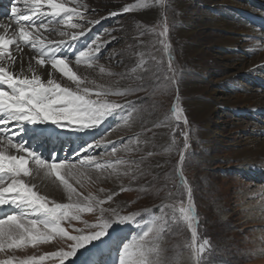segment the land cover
<instances>
[{
  "label": "rangeland",
  "instance_id": "obj_1",
  "mask_svg": "<svg viewBox=\"0 0 264 264\" xmlns=\"http://www.w3.org/2000/svg\"><path fill=\"white\" fill-rule=\"evenodd\" d=\"M179 1L170 0L171 6L167 9L169 26L167 39L171 44L173 66L178 72L176 82L172 84L163 78H155L156 75H160L157 68H166L168 64L167 54L163 52L162 46L156 43L157 37L151 31L152 29L156 32L160 30L158 21L162 18L159 13L157 17L149 21L142 19L140 11L108 17L111 11L126 4L135 3L137 0H83L89 6L88 12L85 13L87 19L99 20L100 23L89 25L91 30L78 41L83 44L91 42L95 34L101 33L97 43L104 46L99 53L98 65L91 69L80 65L76 66V69L82 67L91 70L90 72L93 71L94 76L92 75L91 79L101 84H106L107 80L106 85L114 89L145 86L144 91L131 95L107 97L109 101L117 104H127L131 101L136 110L131 112V116L125 113L123 118L109 117L105 124L96 130L98 132L95 133V138H100L101 131L114 128L106 139L116 142L118 147L132 139L133 142L128 147L134 150L119 151L116 156H102L101 159L115 161L117 158H122L126 161H135L139 163L140 169L147 171L144 175H136V166L133 164L128 175H124L125 166H120V175L110 176L112 182H87L83 187L78 186L77 190L84 194L92 193L100 196L115 191L118 206L112 205L111 207H118L117 210L122 216L139 213L136 219L141 220L150 218V213L159 215V206L163 202H169L168 192L169 190L175 192V186L178 184V179L175 177V166L180 161L178 150L183 145L180 132L185 126L182 121H172L179 124L173 132V129L169 127H153V125L165 121L166 117L171 120L170 110L178 95L180 107L184 110V115L188 120L191 145L182 164V170L193 189V198L200 223L198 232L201 238L207 237L211 242V255L207 253L205 255L212 261V264H225V262L227 264H264V158L258 156L260 158L248 159L244 158L245 155L241 156L244 149H249L255 143V139H264V127L262 126L264 117L262 121H259L256 116L249 114L251 112L247 110L248 108L241 112L231 108L232 93L245 89L262 92L264 91V77H260L263 73H254L255 69L250 68L254 63V61L249 63L252 57L250 58L246 53L243 54L240 49H233L223 44L222 40L227 38L226 36L230 38L233 35L222 27H218L215 22L220 18H224L227 22L231 16L237 21L249 24L250 18L255 21L252 25L264 34V25H262L264 0H231L244 4L245 9L243 10L237 6H224L223 0H181L184 8L177 7ZM12 2L9 1L11 4ZM182 9L185 14L181 13ZM251 13H255L258 17L255 18ZM232 22L235 21L232 20ZM187 28L192 29L191 35L187 40L181 41L178 32ZM75 30L73 32L78 31ZM235 36L242 38L240 33ZM183 42L186 45L198 47V53L195 56L197 64L194 67L184 60ZM239 43L238 45L242 47ZM153 56L156 59H153ZM244 58L249 63L246 67L251 70L242 69L241 62ZM240 59L241 62H239ZM141 60L144 62L143 66L133 73L131 69L140 64ZM157 60L160 61L159 64ZM99 65L104 66V73L99 71ZM187 71H198L201 80L205 83L206 81L211 82L208 86L209 91L203 93L206 95L213 93L214 97L219 100L216 109L204 123L197 122L196 116L187 106L188 97L184 95L183 87H181L186 79ZM109 72L112 75H109ZM120 74L124 76L121 77ZM259 79L261 81H258ZM224 88L227 89V93L222 95ZM125 118L127 124L124 123ZM131 123L136 124L137 128ZM130 125L132 127H129ZM173 135L176 139L175 145L172 144ZM81 136L76 138L78 148L83 142L94 139L92 134ZM137 136L141 141L139 144L136 143ZM29 139L32 145L37 141ZM72 148L73 145L69 140L64 149L55 148L53 152L65 157L68 152L72 151ZM95 151L99 154L105 149L98 148ZM148 152L154 154L148 156ZM74 154L75 151L72 152V155ZM157 163L161 167H156ZM134 175L135 179L132 178ZM121 185L130 186L131 190L120 191ZM141 188L144 190L140 191ZM101 189L105 192H100ZM242 191L248 197L241 198ZM246 199L252 203L253 213L243 212L242 208ZM110 203L111 201L102 207L108 208ZM105 215L109 214L105 213ZM98 216V211L84 213L81 221L72 222V227L67 224L62 226L74 235L73 227L84 228L83 221L95 224L98 222ZM138 232L139 228L135 223L114 224L109 229V236L105 238L107 242L99 245V248H105L101 260H107L109 264H112L122 243ZM190 237L191 233L186 228L181 231L173 226V232L164 234L160 242L161 247L166 255H172L174 251L184 252V264H188L187 250L183 248V245ZM65 247L66 245L59 239H54L35 248L29 246L16 249L14 255L18 259H26ZM94 250L97 248H92L87 255L90 256ZM12 254V252L0 253V259H5ZM85 258L87 256H80L76 264H83ZM45 264H58V261L48 260Z\"/></svg>",
  "mask_w": 264,
  "mask_h": 264
},
{
  "label": "snow or ice",
  "instance_id": "obj_2",
  "mask_svg": "<svg viewBox=\"0 0 264 264\" xmlns=\"http://www.w3.org/2000/svg\"><path fill=\"white\" fill-rule=\"evenodd\" d=\"M170 6V0H137L111 11L108 17L150 8L158 10L162 18L158 21L160 30L151 31L157 37L156 43L167 54L168 64L166 68H157L160 75L155 78H163L174 84L178 72L173 66L171 44L167 39V9ZM88 9V4L83 0H13L7 22H0V253H13L0 259V264H45L48 260L58 261V264H76L80 256H87L83 264H109L107 260L99 258L103 255L99 245L107 242L105 238L109 236V229L114 224L124 223H135L139 232L122 243L112 264H184V252L174 251L172 255H166L161 247L164 234L173 232V226L181 231L186 228L191 233L190 239L183 245L187 250L188 264H212L205 255H211V242L207 237L201 238L198 232L200 223L193 189L182 170L191 145L188 120L180 107L178 95L170 110L171 120L166 117L165 121L153 125L169 127L173 132L179 124L172 121H182L185 126L180 132L183 137V145L178 150L180 161L175 166L178 184L175 192L169 190V202L159 206V215L150 213V218L141 220L136 219L139 213L122 216L117 208L102 207L113 200L116 192L100 196L77 190L76 186L95 183L104 173L118 177L120 166H125L124 175H128L133 164L136 166V175H144L147 171L140 169L139 163L135 161L101 159L102 156H116L119 151H133L128 147L132 139L118 147L116 142L106 139L114 128L101 131L100 138H95L96 130L109 117L123 118L125 113L131 116V112L136 110L131 101L117 104L107 97L131 95L144 91L145 86L137 85L121 90L97 83L89 75L74 71L71 67L73 59L62 54L73 53L76 66L84 65L91 69L98 65L99 53L104 46L97 43L101 33L95 34L92 41L86 42L82 49L77 50L72 43L91 30L89 25L100 23L99 20L87 19L85 13ZM71 29L78 31L70 32ZM53 36L61 39H53ZM153 59L156 57L153 56ZM143 63L141 60L131 71L137 72ZM49 68L46 78L42 79L44 73L40 69ZM99 71L104 73V66L99 65ZM55 73H59L60 77ZM108 74L112 75L111 72ZM61 78L69 83H63ZM49 122L57 128L92 134L94 139L83 142L71 157H44L30 146L29 132L36 129L29 126ZM124 123L127 124L126 118ZM140 142L137 136L136 143ZM172 144H176L175 135ZM98 148H104L105 151L97 154L95 150ZM153 154L147 153L148 156ZM156 167L161 165L157 163ZM93 173L98 175L94 176ZM48 178L59 182L58 187L65 192L67 202L50 199L41 191V186L34 182ZM132 178L135 179V175ZM126 190H131L130 186L121 185L120 191ZM96 211L99 212L98 222L88 224L83 221L84 228L73 227L74 235L62 226L67 224L72 227V222L81 221L84 213ZM54 239H59L66 247L26 259H18L14 255L16 249L29 246L35 248ZM92 248L98 251L87 255Z\"/></svg>",
  "mask_w": 264,
  "mask_h": 264
},
{
  "label": "bare ground",
  "instance_id": "obj_3",
  "mask_svg": "<svg viewBox=\"0 0 264 264\" xmlns=\"http://www.w3.org/2000/svg\"><path fill=\"white\" fill-rule=\"evenodd\" d=\"M181 2L182 1L180 0L179 4L177 6L178 8H184L182 5L183 3H181ZM223 5L227 6V7L228 6H234V7L237 6L238 8H241L242 10L245 9L244 4H241L239 2H232L231 0H223ZM181 11H182L181 12L182 14L183 13L185 14L184 9H182ZM139 13L142 15L143 20L149 21L151 18H153L157 15L158 10L154 9V8H150L146 12L140 11ZM10 14H11V3H8V0H0V22H7V17ZM251 14H253L255 16V18L258 17V15H255V13H251ZM183 18L185 19V17H183ZM230 18H231V16H230ZM230 18H228L227 22L225 21L224 18H220L219 20L214 19L218 27H222L224 30L231 32L233 35V37H230V38L228 36H226L227 38H224L222 40L223 44H225V46H228V47L233 48V49H240L243 54L246 53L247 55H249L250 58L252 57L251 58L252 60H250L249 63H251L253 61H254V63H253V67H250V68L255 69L254 73H258V72L263 73L262 74L263 76H260V77H264V34L258 28H256L255 26L252 25L253 23H255V21H253L250 18H249V24L245 23L244 21L243 22L237 21V20H235L236 18H234V17L231 19ZM232 20H234L235 22H232ZM262 25H264V21L262 22ZM181 27H183V26H181ZM69 31L73 32L74 29H71ZM191 31H192L191 28L180 30L178 32V36L180 37L179 39H181V41L187 40L191 35ZM237 33H240L242 35V38L236 37L235 35ZM52 38L53 39H61V38H54V37H52ZM239 41H240V43H239ZM72 43L75 44L77 50L85 47V44H83L79 41H75ZM238 43L241 44L242 47H240L238 45ZM182 49H183V53L185 55L184 60L188 64H190L194 67L197 64L195 56L198 53V47L195 45H190V44L186 45L184 43ZM25 51H28V50L26 49ZM62 54H66L70 57V59H73V63L71 64V67L73 68L74 71H76L79 74H88L89 77L92 78L93 71L90 72L91 70H89L87 68H82V67H78L76 69V65L74 63L73 53L65 52ZM225 56H228V55L225 54ZM231 57H233V56H231ZM233 59H234V57H233ZM247 61L248 60L245 58L242 62H241V59L239 60V62H241L242 66H243L242 69L248 68V67H246L247 64H249V63H247ZM26 62L27 61H25V63ZM236 62H238V60ZM250 68H248V69H250ZM47 70H50V68L49 69H40V71L42 73H44V75H42V79L46 78V71ZM197 72L196 71H187L185 74L186 79L182 82L181 87H183L184 95L188 97L187 106L190 108L192 113L196 116L197 122L204 123L211 116L213 111L216 109L219 100H217L214 97L213 93L209 94V95H206L205 93H203L204 91H209L208 86H209V84H211V82L206 81V83H205L203 80H201L199 78V76H198L199 72L198 73ZM55 75L58 78L60 77L59 73H55ZM250 76L252 77V75H250ZM61 80L63 83H69L68 81H66L63 78H61ZM258 81H261V80L259 79ZM105 83L106 84L108 83L107 80L105 81ZM221 93H222V95H225L227 93V89H225V88L222 89ZM231 99L233 101L231 108H233L234 110L241 112L242 110H246V108H248L247 110H250V112H251L249 114L256 116V118H258L259 121L263 120V117H264V91L253 92V91H248V89L247 90L246 89L245 90H236L234 93H232ZM254 113L257 115H255ZM131 124L134 127L137 126L134 123H131ZM132 125H130L129 127H132ZM262 126L264 127V125H262ZM125 127H123V128H125ZM29 128H35L36 129V131H34V132L30 131L29 135L32 134L34 136L40 137V139H39L40 142L33 148L37 152L40 151L38 153L42 154L44 157H50L52 155H55L58 158L63 159L64 157L60 156V154H56V153L54 154L53 149H55V148L56 149L60 148L61 150L64 149L69 140H71L73 148H72L71 152H68L67 156L69 154H70L69 157L73 156L72 152L78 148L77 147L78 145H76V142H77L76 138L81 136V135H86L85 133L72 132V131H69L67 129L57 128L55 125L51 124L50 122L46 123L44 125L29 126ZM123 128L121 130H123ZM96 132H98V131H96ZM87 135H90V134H87ZM52 146L55 148H53ZM46 148H48V150H46ZM242 155H245L244 158H248V159H251L253 157H258V156H263L262 158H264V139L263 138L255 139V143L249 149H247V150L244 149V152L241 154V156ZM258 158H260V157H258ZM243 162H245V161H243ZM246 164H247V162H246ZM243 168H245V167H243ZM93 175L94 176L98 175V173H93ZM34 182H36L37 184H39L41 186V191L44 194L48 195L50 199L55 200L57 202H67L65 192L63 191L62 188L58 187V183H59L58 181L54 182V178H48L47 180H44V181L37 179ZM96 182H100V183L112 182V178L110 176H108L106 173H104V175L101 177V179L97 180ZM45 185H46V187H45ZM76 187L78 188V186H76ZM103 192H105V190ZM244 197L246 198L248 196H247V194H245L244 191H242L241 192V198H244ZM112 201L109 204L110 206H112V205L118 206L117 205L118 200H117L116 196H114ZM244 203L245 204L243 205V208H242L243 212H247L248 214H250L252 211H254V208L252 207V203L249 202L248 199H246V201ZM103 249H105V248H103ZM97 251H98V249L94 250L91 253V255L93 253H96ZM101 257L102 256H100L99 258L101 259Z\"/></svg>",
  "mask_w": 264,
  "mask_h": 264
}]
</instances>
